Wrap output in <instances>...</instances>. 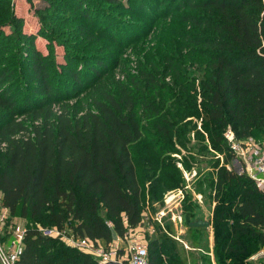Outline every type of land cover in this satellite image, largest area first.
I'll return each mask as SVG.
<instances>
[{
    "label": "trees",
    "instance_id": "trees-1",
    "mask_svg": "<svg viewBox=\"0 0 264 264\" xmlns=\"http://www.w3.org/2000/svg\"><path fill=\"white\" fill-rule=\"evenodd\" d=\"M45 1L52 11H36L40 27L27 35L11 0H0V204L28 227L19 264H102L66 237L99 246L136 230L147 240L150 264H189L172 225L155 222L153 236L144 231L146 184H154L155 203L177 182L164 159L175 150L167 144L174 128L135 158L133 146L144 139L139 111L201 119L197 135L206 151L224 158L211 180L216 264H264L251 260L264 250V190L228 168L233 154L225 136L231 129L241 141L264 138V0ZM153 12L155 21L173 15L187 23L190 29L175 36L204 61L192 70L150 47L137 59L138 73L117 80L122 56L114 51L127 44L125 27ZM38 37L63 45V62L54 47L45 56ZM193 219L187 207L192 235L199 230L189 226ZM190 244L197 248L198 236Z\"/></svg>",
    "mask_w": 264,
    "mask_h": 264
},
{
    "label": "rangeland",
    "instance_id": "rangeland-1",
    "mask_svg": "<svg viewBox=\"0 0 264 264\" xmlns=\"http://www.w3.org/2000/svg\"><path fill=\"white\" fill-rule=\"evenodd\" d=\"M55 2L57 4L58 1ZM47 6V10L51 12L52 8L49 7V3L45 0H33L32 2L28 0H11V7L15 14L24 20L23 30L27 35L38 31L40 24L35 12ZM154 12L150 18H136L135 23H138L137 25L128 23L125 27L124 33L127 35L125 34L124 41H127V44L123 47L116 46L114 51V55L122 56V62L115 69V78L117 80L119 77L124 78L128 73L137 74V59L142 57L150 47H155L154 50L164 52L165 55L169 53L180 57L185 61V65L192 70L196 69L199 61H204V59L201 60L192 53L190 45H188L186 40L182 39L183 35H181V38L175 36L178 32L182 34L190 29L187 23L175 18L173 15H168L155 21L153 18ZM5 32L4 35L9 39V36H12L11 31L5 29ZM36 43L45 56H50L51 47H54L57 54L56 61L58 63L63 62V45L60 46L56 41L51 42L47 37H38ZM9 47L11 51L9 58L13 61L15 60V53L13 52L12 42H9ZM197 77L196 74H191V79ZM166 82L171 84L172 79L168 76ZM199 91L200 89L198 93ZM164 98H167L168 103L173 101L169 94L165 95ZM198 100L201 101L200 96ZM72 102H76V100L72 99ZM186 112L170 111L164 117H148L145 113L139 111L144 139L133 146L135 158L139 154H146V147L150 142L160 144L163 141L164 129L174 128L173 137L167 140V144L173 145L175 150L166 153L164 159L169 162L171 172L176 175L175 181L177 182L174 187L167 189L163 198L155 203H152L149 197L150 186L154 184H146L144 210L148 218L144 229L150 230L153 236L155 235V222L167 226L172 225L175 230L174 237L185 247L188 258L191 255L196 257L201 264H216L213 253L215 234L212 227L215 206L212 198L215 195V191L211 187V180L216 172V161L220 160L219 166H221L224 164V158L213 156L206 151L204 140L197 135V131H203L201 119L197 117L184 119ZM174 113H176L175 116ZM177 118L179 120H176ZM233 162V159H230L228 163L231 169H234ZM177 175L179 178H177ZM187 207L191 208V212L194 215L193 221L201 219L211 223L210 227H199V230L194 234L198 236L200 241V245L196 249H193L194 247H191L190 244L194 235L188 231V226L184 223V213ZM178 216H182V221L178 219ZM212 239L213 248L210 250V241Z\"/></svg>",
    "mask_w": 264,
    "mask_h": 264
},
{
    "label": "built area",
    "instance_id": "built-area-1",
    "mask_svg": "<svg viewBox=\"0 0 264 264\" xmlns=\"http://www.w3.org/2000/svg\"><path fill=\"white\" fill-rule=\"evenodd\" d=\"M225 136L233 154L234 169L239 174L249 175L264 190V138L251 136L241 141L236 139L231 129L226 131ZM227 166L231 169L229 165ZM178 219L182 221V216H178ZM27 228L23 219L13 216L8 207L0 204V264H19L25 250ZM41 230L46 236L63 235V232L55 228ZM125 237L128 238L130 235ZM66 239L72 246L90 252L102 264L109 261L122 264H150L148 246L138 237L131 240L129 256L125 260L118 254L117 249H104L94 246L86 239H76L73 236Z\"/></svg>",
    "mask_w": 264,
    "mask_h": 264
},
{
    "label": "crops",
    "instance_id": "crops-1",
    "mask_svg": "<svg viewBox=\"0 0 264 264\" xmlns=\"http://www.w3.org/2000/svg\"><path fill=\"white\" fill-rule=\"evenodd\" d=\"M145 230V229H144ZM147 230V229H146ZM150 235H151V231L148 230ZM143 234L142 231L136 230L135 232L130 234V237L126 238V237H120V236H115L114 240L111 243H108L107 241L101 240L99 247L102 248H106V249H117L118 250V254L125 260L128 259L129 256V246L131 243V240L134 239L135 237H138L141 239V241L145 244H147V240L143 239ZM210 247L212 250L213 248V239L210 241ZM196 249V248H193ZM252 261H254L255 263H258V261L260 260H264V250H262L261 252H259L257 255L253 256L251 258ZM189 261L190 264H201V262L198 261V259H196V257H192L191 255H189Z\"/></svg>",
    "mask_w": 264,
    "mask_h": 264
},
{
    "label": "water",
    "instance_id": "water-1",
    "mask_svg": "<svg viewBox=\"0 0 264 264\" xmlns=\"http://www.w3.org/2000/svg\"><path fill=\"white\" fill-rule=\"evenodd\" d=\"M190 227H210L211 226V223L209 221H204V220H201V219H198V220H195V221H192L190 224H189ZM104 264H122V263H119L117 261H109V262H106Z\"/></svg>",
    "mask_w": 264,
    "mask_h": 264
}]
</instances>
